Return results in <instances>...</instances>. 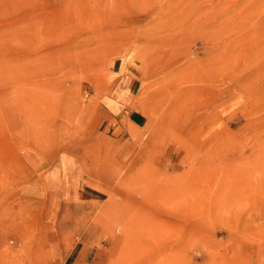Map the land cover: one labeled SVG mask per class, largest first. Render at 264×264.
I'll return each instance as SVG.
<instances>
[{"label":"rangeland","instance_id":"rangeland-1","mask_svg":"<svg viewBox=\"0 0 264 264\" xmlns=\"http://www.w3.org/2000/svg\"><path fill=\"white\" fill-rule=\"evenodd\" d=\"M76 251L264 264V0H0V264Z\"/></svg>","mask_w":264,"mask_h":264},{"label":"crops","instance_id":"crops-1","mask_svg":"<svg viewBox=\"0 0 264 264\" xmlns=\"http://www.w3.org/2000/svg\"><path fill=\"white\" fill-rule=\"evenodd\" d=\"M118 88L116 93L104 99V107L110 117L118 119L126 112V103L130 96H132L136 82L131 76H126L118 80ZM90 190V189H89ZM81 192L77 186H71L66 191L68 200L77 199ZM63 264H95V259L91 256L83 255L81 252H74L69 256Z\"/></svg>","mask_w":264,"mask_h":264},{"label":"bare ground","instance_id":"bare-ground-1","mask_svg":"<svg viewBox=\"0 0 264 264\" xmlns=\"http://www.w3.org/2000/svg\"><path fill=\"white\" fill-rule=\"evenodd\" d=\"M219 64H220V63H219ZM223 67H224V66H223ZM227 70H229L228 67H227ZM250 77H252V76L250 75ZM251 79H252V78H251ZM132 217H133V216H132ZM136 219H137V218H136ZM138 219H139V218H138ZM140 220H142V219H140ZM139 223H140V222H139ZM138 226H139V225H138ZM136 244H137V243H136ZM132 245H133V244H131V247H133ZM134 246H135V245H134ZM135 247H138V246H135Z\"/></svg>","mask_w":264,"mask_h":264}]
</instances>
